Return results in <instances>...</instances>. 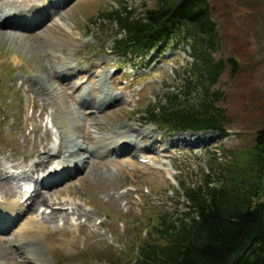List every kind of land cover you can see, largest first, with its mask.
<instances>
[{
	"label": "rangeland",
	"instance_id": "1",
	"mask_svg": "<svg viewBox=\"0 0 264 264\" xmlns=\"http://www.w3.org/2000/svg\"><path fill=\"white\" fill-rule=\"evenodd\" d=\"M49 1L51 0H21L20 6L25 8L30 4L45 5ZM158 1L70 0L54 18V21L61 18L65 29L72 32L74 39L71 42L72 50L66 49L63 53L57 43L50 46L43 42V32L52 22L29 29L32 34L28 38L16 37L14 43L0 41V149L8 153L16 152L17 141L13 134L17 135L20 144L24 143V134H29L34 126L32 116L37 114V110L26 102L23 87H20V77L29 71L28 64L33 65L36 60L51 63L55 58L54 54L76 65L78 71L74 74V82H84L83 88L76 89H70L67 82H55L69 104L82 115L79 123L83 124L81 128L75 127L67 112H62L60 103L55 102L56 107L48 108L43 121L51 129L55 140L80 130L96 129L93 119L89 117L91 111L81 106L78 97L85 89L89 90L92 97L98 96L99 88L88 77L89 73L81 74L80 70L104 62H108L109 67L102 68L103 65H99L98 69L104 72L106 85L124 100L101 109L97 112L99 118L106 123L132 125L133 133L150 128L157 137H161V145L169 143L175 137L192 133H199L205 140L200 146L172 145L169 156L160 148H148L139 152L141 156L130 152L96 157L118 179H108L105 186L104 183L102 186L92 173L89 174L87 179L92 183V193H85L83 184L76 178L77 174L57 183V186L71 183L72 188L78 193L80 191L78 197L71 194L64 196L65 203H68L63 204L65 208H70V202L77 203L92 215V220L89 222L85 217L81 218L88 225V231H80L77 226L70 225L67 226L68 231L63 233L58 230L59 227H64L63 221L59 220V227L51 226L53 232L48 239L38 236L48 264H67L61 256L71 255L75 257L72 264H129L136 258L141 243L151 240L161 242L158 234L160 228L156 222L161 215L162 220L164 216L169 220L172 214L184 212L186 205L182 202L184 198H180L183 187L178 179L184 182L196 177L202 179L205 169L210 168L209 161H213L215 151L216 157L225 163H231L233 153L249 155L256 131L264 124V8L258 0H211L221 37L220 50L215 56L225 63L224 73L215 89H219L223 97L220 105L226 108L228 135L221 138L216 131L173 132L150 122V114L146 113L148 107L159 102L168 89L175 90L178 87V72L182 70L180 66L193 60L192 49L181 44L177 48L171 46L162 51L166 48L164 47L141 58L142 60L133 54L124 56L111 52L109 40L118 32V27L105 14L123 3L139 14L144 6L152 8ZM99 17H104L106 21L99 22ZM234 53L241 60L235 67L229 60ZM17 54L19 57H15ZM10 68H16L12 75L18 81L15 82L10 77ZM55 108L56 117L52 114ZM24 125V130H21ZM244 159L241 156V161L245 164ZM55 166L56 163H50L48 172L51 173ZM15 172L19 173L16 169ZM47 174L41 173V176L48 178L50 175ZM20 182L27 185L31 183L26 178ZM114 191H117V196L120 195L117 199L109 196ZM26 198L27 196L22 202L27 209L30 200L25 201ZM45 210L47 212L49 208L42 206L39 213ZM39 213L27 215L36 218ZM72 216L76 221L75 214ZM2 225L0 224V237L9 240L11 247H17L20 240L15 236V229L1 228ZM96 229L101 235L88 237V232ZM47 240L60 253V261L57 260L52 245H47Z\"/></svg>",
	"mask_w": 264,
	"mask_h": 264
},
{
	"label": "trees",
	"instance_id": "2",
	"mask_svg": "<svg viewBox=\"0 0 264 264\" xmlns=\"http://www.w3.org/2000/svg\"><path fill=\"white\" fill-rule=\"evenodd\" d=\"M258 1L264 8V0ZM141 10L136 14L123 3L107 11L118 27L110 51L143 59L184 44L193 58L180 66L178 87L148 107L150 122L167 131L207 130L226 137L228 116L215 89L225 63L215 56L221 37L211 0H159ZM229 60L234 67L241 62L235 53ZM254 138L249 155L233 153L225 163L215 151L202 179L177 178L184 212L169 220L161 215V242L141 243L129 264H264V124Z\"/></svg>",
	"mask_w": 264,
	"mask_h": 264
},
{
	"label": "bare ground",
	"instance_id": "3",
	"mask_svg": "<svg viewBox=\"0 0 264 264\" xmlns=\"http://www.w3.org/2000/svg\"><path fill=\"white\" fill-rule=\"evenodd\" d=\"M20 1L0 0L1 42L14 43L19 36L28 38L32 34L29 29L43 27L52 22L43 32V42L50 46L57 43L61 53L66 49L72 50L71 42L74 41L72 32L65 29L61 18L56 20L58 22L54 21L55 16L61 13V8L65 7L70 0H51L45 5L30 4L25 8H21ZM54 55L55 58L51 63L41 60H36L33 65L27 63L30 69L24 72L25 76L20 77L22 79L20 87H23L26 102L37 110V114L32 116L34 126L29 134H24V143L20 144L17 135L13 134L17 141L15 153L0 149V193L2 195L0 224H3L1 228H14L15 236L20 240L17 247L13 248L9 240L3 236L0 237V264H48L44 258L45 250L37 238L42 235L48 239L49 234L53 232L51 226L59 227V220L63 221L64 227H59L58 230L60 229L63 233L68 231L67 226L70 225L77 226L80 231H88V225L81 218L85 217L90 222L92 215L77 203L70 202V208H65L63 205L68 204L64 200L66 194L78 197L80 191L78 193L72 188L71 183L67 186H57V183L77 174L76 178L83 184L85 193H92V183L87 179L89 174L92 173L102 186L103 183L105 186L108 179H118L116 174H113L110 168L96 157L110 156L114 153L123 155L130 152L141 156L139 152L148 148H160L169 156L172 145L200 146L205 141L204 136L202 138L199 133H192L175 137L169 143L161 145V137H157L150 128L133 133L132 125L106 123L99 118L97 112L101 109L111 104L122 103L124 100L111 91V88L106 85L104 72L98 69L99 65H103L102 68H108L110 65L108 62L80 70L81 74L89 73L88 77L99 88L98 96L92 97L89 90L85 89L78 97L81 106L91 111L89 117L93 119L96 129L80 130L78 133L66 134V137L61 136L55 140L51 129L43 122L48 114V108L56 107L55 102L60 103L62 112H67L75 127L83 126L79 123L82 115L69 104L55 82L58 81L59 84L67 82L70 89L83 88L84 82H74V74L78 71L76 65L68 62L64 57ZM22 60L25 58L22 57ZM8 71L13 78L12 73L16 72V68H10ZM12 80L18 81L16 78ZM52 112L56 117L57 108ZM24 128L25 125L21 127V130ZM50 163H56L51 173L47 170ZM15 169L19 172L18 174ZM41 173H48L50 176L46 178L41 176ZM25 178L31 183L27 185L20 182ZM55 186L57 188L50 189ZM116 192L110 193V198L117 199L120 195L117 196ZM26 196L25 201L30 200L27 209L22 202ZM42 206L49 208V211L39 213ZM28 213H39V217L35 218L27 215ZM71 213L75 214L76 221L73 220ZM101 225L104 226V223L101 222ZM93 235L101 234L98 229L88 232V237ZM48 244L52 245V250L60 261V253L54 248L53 243L47 240ZM51 258L53 259V256ZM74 258V255L61 256L67 264H72Z\"/></svg>",
	"mask_w": 264,
	"mask_h": 264
}]
</instances>
